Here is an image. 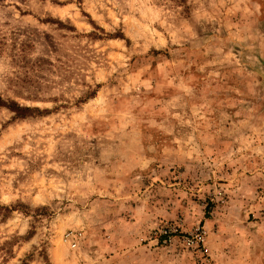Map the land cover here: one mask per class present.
<instances>
[{"label": "rangeland", "instance_id": "rangeland-1", "mask_svg": "<svg viewBox=\"0 0 264 264\" xmlns=\"http://www.w3.org/2000/svg\"><path fill=\"white\" fill-rule=\"evenodd\" d=\"M187 6L0 0V264H264V0Z\"/></svg>", "mask_w": 264, "mask_h": 264}, {"label": "trees", "instance_id": "trees-1", "mask_svg": "<svg viewBox=\"0 0 264 264\" xmlns=\"http://www.w3.org/2000/svg\"><path fill=\"white\" fill-rule=\"evenodd\" d=\"M168 2V6L173 9V8H182L183 11L182 13L187 14L188 13V6H187V0H166ZM0 107H5L8 109L10 112H12L16 118L18 119H25L28 116L31 115L32 112L37 111V109L32 110L31 108L28 107H23L17 104L16 102L10 101V102H4L0 98ZM39 113V112H38ZM4 245L0 246V251L3 250ZM4 260V258H2Z\"/></svg>", "mask_w": 264, "mask_h": 264}, {"label": "built area", "instance_id": "built-area-1", "mask_svg": "<svg viewBox=\"0 0 264 264\" xmlns=\"http://www.w3.org/2000/svg\"><path fill=\"white\" fill-rule=\"evenodd\" d=\"M203 232H198L195 233L191 238H188L185 240V243L187 246L192 247L196 244H198V241H201V235ZM81 237V234H73L69 233L65 235L64 241L68 243V246L71 250L76 249L77 244H78V239Z\"/></svg>", "mask_w": 264, "mask_h": 264}]
</instances>
